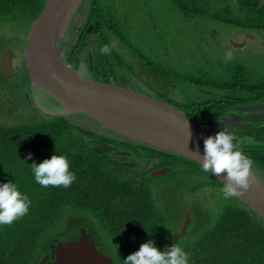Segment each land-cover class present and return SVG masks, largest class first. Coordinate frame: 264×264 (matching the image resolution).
Here are the masks:
<instances>
[{
	"label": "trees",
	"instance_id": "1",
	"mask_svg": "<svg viewBox=\"0 0 264 264\" xmlns=\"http://www.w3.org/2000/svg\"><path fill=\"white\" fill-rule=\"evenodd\" d=\"M46 1L0 0V53L11 44L8 42L13 39L12 27L23 24L27 34ZM214 4L226 7L225 13L211 12L214 19L264 30L262 0H225L220 3L214 1ZM200 6L204 7L202 4ZM104 8L101 0H90L81 29L78 30L79 23L73 19L72 29L63 40L62 47L71 43L67 59L72 61L77 58V52L93 46L97 53L94 66L97 74L92 77L123 85L125 83L117 75L116 64L114 66L112 63V77L103 58L102 42L110 50L106 31L117 34L114 19L103 13ZM235 9L245 12V17L237 19ZM76 28L78 31L75 34ZM25 34L13 44H20L23 52L27 47ZM7 35L11 36H8V40ZM230 68L226 70L223 81H215L211 86L191 78L193 84L204 88L200 90L209 88L207 91H212L210 99L199 98L179 103L173 101V95L168 97L169 104L204 122L202 119L205 115L222 107L264 101V74L254 78L255 75L242 64ZM2 72L3 77L10 79ZM17 74L18 77L11 79H19L23 87L29 89L30 73L24 54L23 66ZM152 74L157 72L153 70ZM1 77L0 87L7 88L8 84ZM213 90L217 92L213 93ZM22 91L18 97L20 101L27 102ZM3 95L5 92L0 90V99ZM3 108L6 113L13 110L11 106ZM32 110L38 111L39 117L17 123L0 121V183L9 180L17 183L20 191L31 200L26 216L11 225H0V264H43L44 259L50 260L51 264L54 243L68 239L64 232L77 233L81 226L92 231L99 249L113 257L115 264H123L128 255L139 250L141 244L148 240H154L159 249L167 244L170 247L181 229L184 216L180 211L168 207L164 199L157 200L155 195L162 194L165 185L175 186L178 181L173 175L180 174L187 176L185 178L201 177L193 186L180 184L184 195L186 192L191 197H184L185 202L195 199L200 209L192 208L191 222L175 243L190 253L189 264H264V218L239 197L228 200L223 197L222 203L214 206L215 209L208 200L197 199L202 188L210 186L221 192L223 186L215 175L203 172L199 162L109 129L112 131L110 136L97 133L75 123L71 115H50L33 106ZM103 129L107 130L105 127ZM220 130L213 128L212 131L217 133ZM234 132L239 137L242 150L254 162V171L264 181V126ZM102 142L112 143L114 149L132 150L133 156L146 166L156 153H166L157 166L169 164L170 171L155 177L151 174L152 167H146L139 176L142 180L130 181L127 174L133 168L119 163L117 154L98 152L93 148V145ZM54 154L67 156L71 169L76 173L77 178L69 188H45L35 181L31 164L40 163ZM168 176L173 178L170 182ZM161 177L167 181L164 185L156 183Z\"/></svg>",
	"mask_w": 264,
	"mask_h": 264
},
{
	"label": "water",
	"instance_id": "2",
	"mask_svg": "<svg viewBox=\"0 0 264 264\" xmlns=\"http://www.w3.org/2000/svg\"><path fill=\"white\" fill-rule=\"evenodd\" d=\"M83 2L84 0H47L26 34L24 57L30 73L31 88L36 94L33 96L34 102L41 111L50 115L83 114L101 127L124 137L197 162L200 160L197 152L201 156L204 153V139L216 134L211 127L222 129L227 125L229 129H233L235 125L249 126L251 120H264V112L256 113V110L264 109V103H256L228 107L225 112H231V116L220 115L214 117L213 121L200 122L154 95H145L90 78L85 63L75 68L61 53L62 42ZM102 48L107 68L112 74L104 44ZM13 58V48H6L1 63L2 70L9 76L16 71ZM245 120L249 122H244ZM93 148L98 152H107L113 146L103 143L94 145ZM169 169H157L153 176L164 174ZM223 175H215L222 184ZM239 198L264 218V181L255 171L251 187ZM190 221V215L186 214L174 243L186 232ZM168 246L167 244L160 250L163 251ZM53 264L115 263L113 257L99 249L92 233L82 229L78 238L59 242Z\"/></svg>",
	"mask_w": 264,
	"mask_h": 264
},
{
	"label": "rangeland",
	"instance_id": "3",
	"mask_svg": "<svg viewBox=\"0 0 264 264\" xmlns=\"http://www.w3.org/2000/svg\"><path fill=\"white\" fill-rule=\"evenodd\" d=\"M101 2L105 6L103 13L114 19L117 34L115 36L109 34V37L113 43L115 55L119 56L123 63L122 65L116 64V60L113 58L114 61L111 64L113 63L114 66L116 64L117 69L123 66L134 80L141 75L136 68L138 66L136 64H139L143 73L146 71L144 74L147 75L148 82L155 81V79L160 80L158 84L164 90L171 89L175 93L173 101L186 103L199 98L210 99L212 91H207L209 88L200 90L204 88L193 84L190 81L191 78L200 80L203 85L205 82L211 86V83L215 81H223L226 70L229 67L232 69L238 64L247 66L250 73L255 75L254 78L259 74H264V30L251 32L214 19L213 15H210L211 12L225 13L226 7L222 8L225 5L202 4L204 6L202 8L201 4L198 5L194 0H101ZM262 2L264 3V0ZM227 7L229 8V6ZM234 12L237 14L235 16L237 19L245 17V12L240 9H235ZM84 17L85 14L82 10L77 13L74 19L77 24H82ZM23 27V24H16L12 27L11 36L13 39L8 42L11 44L0 53V77L3 75L2 56L8 47H12L14 50V66L18 69L23 66V49L20 44L13 45L17 40H21L26 33ZM77 31L76 28L75 34ZM246 33L253 36H248ZM8 36L10 35H7V40ZM68 43H64L66 45L62 49L65 55L68 54V48L71 46V43ZM229 51L232 55L230 58H226V53ZM107 52L109 51L107 50ZM153 70L157 74L153 75ZM9 77L10 79L1 77L3 82L5 79L8 86L7 88L0 87V90L5 92V95L0 99V121L17 123L39 117L40 113L32 110L31 103H29V97L36 96L32 88H24L22 81L11 79L16 77L14 74ZM227 78L229 79V77ZM142 82L144 83L143 80ZM22 90H24L27 102L20 101L18 97L22 94ZM163 92L165 91H162V94ZM216 92L213 90V93ZM155 93L161 92L157 90ZM155 93H149V95L153 96ZM42 102L45 101L42 100ZM36 105L35 107L39 109ZM8 106L13 107V110L6 113L3 107ZM70 117L75 123L85 127L93 125L92 122L84 118L83 114H71ZM185 177L187 176L183 174L173 175L175 181L189 187L195 185L201 178L199 176ZM173 178L167 177L169 182ZM166 182L165 177H161L156 183L164 185ZM182 191L184 190L180 185L178 192L182 194ZM167 193L165 192V196L162 195L163 193L156 194L155 197L159 201L163 199L167 201ZM184 197L191 198L186 192ZM196 198L208 200L211 207H214L222 203L223 194L219 192V189L206 186L198 192Z\"/></svg>",
	"mask_w": 264,
	"mask_h": 264
},
{
	"label": "clouds",
	"instance_id": "4",
	"mask_svg": "<svg viewBox=\"0 0 264 264\" xmlns=\"http://www.w3.org/2000/svg\"><path fill=\"white\" fill-rule=\"evenodd\" d=\"M232 53H226L230 58ZM191 133L189 134L190 137ZM200 156L202 171L212 175H223L220 189L224 199L238 198L253 183L254 162L241 148L239 137L226 125L215 135L204 139V153ZM31 158V153L29 154ZM31 170L36 183L42 187L69 188L76 180L71 162L65 155L54 154L40 163L33 162ZM31 200L22 193L13 181L0 183V225H11L29 213ZM190 253L179 244H172L161 251L154 240L141 244L123 260V264H189Z\"/></svg>",
	"mask_w": 264,
	"mask_h": 264
},
{
	"label": "flooded vegetation",
	"instance_id": "5",
	"mask_svg": "<svg viewBox=\"0 0 264 264\" xmlns=\"http://www.w3.org/2000/svg\"><path fill=\"white\" fill-rule=\"evenodd\" d=\"M197 1H199L201 4L206 5V4H213L214 1H217V2L220 3V2H224L225 0H197ZM88 3H90V0H84L83 5H82L81 9L79 10V12H81L83 10L84 11V14H85V17H84V20L82 21V23L85 22V18H86V15H87L86 9H87V4ZM73 23H74V21L72 20V23H71V25H70V27H69V29L67 31L66 38L70 34V29H72L71 26L73 25ZM236 26H238V25H236ZM81 27H82V24L79 23V25L77 26L78 30H80ZM238 27L243 28V29L248 30V31H251V32L258 30V29L256 30V29L245 28L243 26H238ZM109 34L115 36V34L112 33L111 30L106 31V36H107L109 45L111 46L109 52H107L108 57H109V61L111 63L112 61H114L113 58H115L116 64L122 65L123 64L122 63V59L119 58L118 56H116L115 55L116 53H114V51H113L114 46H113V43L111 42V39L109 37L110 36ZM246 34L248 36H253V35L248 34V33H246ZM103 44L104 43L102 42L101 45H103ZM105 48H106V46H105ZM62 49H64V48L63 47L61 48V53H62L63 58L65 60L69 61L70 63H72L75 68L80 67L81 63H85L87 65V70L89 72L90 78H93L92 76H94V75L97 74V73H95V69H94L95 61H96V57H97V53H96L95 49L93 48V46L92 47L91 46L90 47H87L81 53H78L77 52V54H78L77 58L76 59H73L72 61H70L69 59H67V57L69 56V54H66L65 55L63 53ZM106 51H107V48H106ZM23 54H24V52H23ZM103 58H104V61L106 63L105 57H103ZM74 62H77L78 65H76V63H74ZM136 65H138V66H136V68L138 69V72L141 75L143 74V76L140 75L138 78L136 77V80H134V78L132 76H130L129 71H127L123 66L122 67H119V69H117L118 67H116L117 72L119 73V74L117 73V75H118V77L121 80L124 81V83H125V84H123L124 86L123 85L114 84V83H111V82H107V83H111V84H114V85L122 86V87L127 88V89H132V90H135V91H137L139 93H142V94H145V95H149V93L154 94L158 90L161 93H155L154 96L156 98L161 99V100H163L165 102L170 101V100H168V97H172L175 93L172 92L171 89H169L170 91L169 90L168 91L167 90H164L160 86V84H158L160 82V80L155 79V81H152V80L149 79L150 82H148L147 81V75L144 74L146 71L143 73V69H141V67H139V64H136ZM106 66H107V64H106ZM111 66H112V64H111ZM120 71H121V73H120ZM17 72L19 73V69L18 68H16V71L13 73L14 76H16V77H18ZM128 74H129V77H128ZM110 75L112 77L114 76L113 75V69H112V74H110ZM149 76H151V75L149 74ZM142 80L144 81V83L142 82ZM99 81H102V80H99ZM103 82H106V81H103ZM141 84H142L143 87L141 86ZM30 88H31V86H30ZM162 91H165V92H163V94H162ZM29 103H31L30 104L31 105L30 106L31 108H32V106L35 107V102L33 100V97H29ZM256 103H264V101H254V102H249V103L235 104V105H231V106L251 105V104H256ZM231 106L222 107V108H220V110H215V111H213V112L205 115L204 118L202 119V121H206V120L207 121H209V120L210 121H213L215 119L214 117L220 116V115H228V116H231V112H225V109L228 108V107H231ZM236 112L238 113L239 111H236ZM262 112H264V109L256 110V113H262ZM245 114H249V112H245ZM84 118L86 120H88L89 122H92L93 123L92 127L90 126L89 128H91L92 130L96 131L97 133H107L109 136L112 134V131H108V129L107 130L106 129H103L104 127H101L97 122H93L92 119H90L89 117H86L84 115ZM244 122H249V121L245 120ZM253 126L254 127L264 126V120H251L249 126H236L235 125L234 128L233 129L230 128V130L240 131V130H244V128L247 129V128H251ZM213 128H216V127H214V126L211 127V130H213ZM218 129H220V128H218ZM114 133H113V135H115ZM103 143H107V142H102L101 144H103ZM109 144H112V143H109ZM96 145H100V144H96ZM112 146H113V144H112ZM110 151L113 152L114 154H117L118 155V158H116V160L119 163H121V164H123V165H125L127 167L133 168V169H131V172H128V174H127L128 179L130 181H136V182L140 181L141 177H139V176L141 175L142 172L145 171L146 167H149V168L152 167V170H151V174L152 175H153V172L155 170H157V169H161V168H164V167H169V168L171 167L169 164L163 165V166H157V164L162 160V158L166 157L165 156L166 153H163V152L162 153H156V155L154 156V159L152 161H150L148 163V165L146 166V164L140 163V160L133 156L134 153H133L132 150L125 149V148H123V149L122 148H120V149H114V146H113L112 150H110ZM169 171H170V169L167 172H169ZM166 173H164V174H166ZM160 175H162V174H160ZM160 175H158V176H160ZM179 188H180V183L179 182H177L175 186L165 185V188H164L165 191L162 192L163 193L162 195L165 196V192H168L167 193L168 200L166 201L169 204L168 207L171 206L176 211H180L181 212V215L184 216V219H185V215L186 214H189L190 215V219H191L192 208L195 207L196 209H199V207L195 204V201H194L195 199L193 200L194 202L192 200L189 201L188 203L185 202V198H184L183 193L180 194L178 192L179 191ZM171 194H172V197H170ZM184 219H183L182 223L184 222ZM195 221H197V218H195ZM182 223H181V225H182ZM82 229H85L84 226H81L79 228V232H77V233H75V232H64V233L66 234V236H67L68 239L78 238L81 235V230ZM86 229L85 230L87 232H89V233L92 232V231H89L87 227H86ZM76 235H77V237H75ZM68 239L57 240L56 243H54L53 249H52V255H51L52 258H53V260H51V264H53V261H54V255H55L56 246L59 244V242L65 241V240H68ZM48 257H49V255L46 256V259L47 260H48ZM42 263L43 264H50V260L49 261H46L44 259Z\"/></svg>",
	"mask_w": 264,
	"mask_h": 264
}]
</instances>
